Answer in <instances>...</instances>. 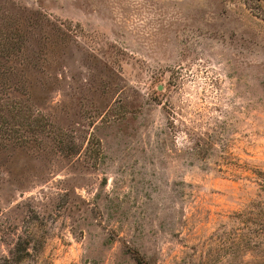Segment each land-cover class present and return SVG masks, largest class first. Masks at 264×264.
<instances>
[{"label":"rangeland","instance_id":"obj_1","mask_svg":"<svg viewBox=\"0 0 264 264\" xmlns=\"http://www.w3.org/2000/svg\"><path fill=\"white\" fill-rule=\"evenodd\" d=\"M0 264H264V0H0Z\"/></svg>","mask_w":264,"mask_h":264},{"label":"trees","instance_id":"obj_2","mask_svg":"<svg viewBox=\"0 0 264 264\" xmlns=\"http://www.w3.org/2000/svg\"><path fill=\"white\" fill-rule=\"evenodd\" d=\"M246 1H248V0H246Z\"/></svg>","mask_w":264,"mask_h":264}]
</instances>
